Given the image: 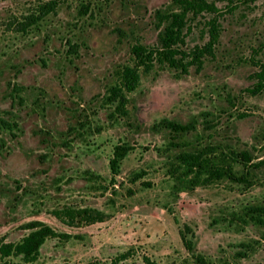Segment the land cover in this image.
<instances>
[{"label":"rangeland","instance_id":"obj_1","mask_svg":"<svg viewBox=\"0 0 264 264\" xmlns=\"http://www.w3.org/2000/svg\"><path fill=\"white\" fill-rule=\"evenodd\" d=\"M207 1L218 11L189 12L177 46L206 42L214 19L213 54L185 73L140 67L119 115L107 90L134 64L133 44L157 45L165 21L156 11L176 10L173 0H0V236L19 241L34 220L77 236L47 238L32 262L0 263L108 264L128 251L117 264H145L143 256L184 264L195 254L209 264H264V225L246 213L264 205V89L249 91L254 62L264 61V0ZM162 118L192 128L173 132ZM118 143L130 149L112 175ZM208 146L247 150L260 161L246 167L253 184L191 186L176 155ZM94 211L101 220L87 217Z\"/></svg>","mask_w":264,"mask_h":264},{"label":"trees","instance_id":"obj_2","mask_svg":"<svg viewBox=\"0 0 264 264\" xmlns=\"http://www.w3.org/2000/svg\"><path fill=\"white\" fill-rule=\"evenodd\" d=\"M176 5V10H169L168 12L156 11L159 23L165 21L162 31L158 35V43L153 46H145L140 43H135L130 47L131 54L134 58L133 65H124L119 71V78L117 83L109 86L106 94V101L108 103L115 102L114 110L119 115H125L127 109L126 93L134 90L139 84V68L143 71L150 70L154 63H163L180 72H187L190 65H194L196 70H199L203 64V57L213 54V46L218 37V24L214 19L209 21V38L201 45H195L190 51L186 52L178 48L177 44L183 41L182 29L186 25L188 13L196 15L202 11L217 12L218 8L213 2L207 0H173ZM248 1V0H239ZM252 1V0H250ZM48 11V10H46ZM33 15L32 21H36L41 15ZM73 47V46H71ZM189 57L188 60H184ZM259 70L254 73L256 82L253 87L249 89L252 93H257L264 89V61H255ZM159 125L173 132H184L192 128L190 123L176 122L167 118L159 120ZM130 147L127 144H115L112 150V156L108 161L109 169L112 175L117 174L119 161L126 155ZM178 162L177 167L181 168L182 177L190 175L189 181L192 185L199 182H209L212 179L225 178L230 182L242 184L243 186H250L253 184V178L250 171L246 169L258 167L260 161L251 162V154L247 150L229 151V153L216 150L212 146L203 147L195 151H183L176 155ZM238 162L245 167L241 172L234 170L232 164ZM140 177L136 173L131 181H136ZM148 185V184H147ZM248 217L256 223L264 225V205H251L246 208ZM56 215V214H55ZM58 216V213L57 215ZM91 221L101 220L103 215L101 212L94 211V214L87 216ZM25 228L29 231L22 236L19 241H5L3 236H0V259L10 256H20L25 262L34 261L38 254L42 243L50 237H59L68 239L70 237H77L66 232H57L49 224L34 220L26 224ZM243 245V243H241ZM238 255H244L238 252ZM130 252H121L114 256L108 264H117L120 260L127 258ZM145 264H156L147 256L142 257ZM192 262L184 264H209L204 257L199 254L193 256ZM0 264H7L4 260Z\"/></svg>","mask_w":264,"mask_h":264}]
</instances>
